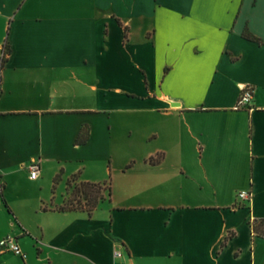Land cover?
<instances>
[{
    "label": "crops",
    "instance_id": "0c3cea01",
    "mask_svg": "<svg viewBox=\"0 0 264 264\" xmlns=\"http://www.w3.org/2000/svg\"><path fill=\"white\" fill-rule=\"evenodd\" d=\"M6 41L0 264H264V0H0Z\"/></svg>",
    "mask_w": 264,
    "mask_h": 264
},
{
    "label": "trees",
    "instance_id": "16d2710c",
    "mask_svg": "<svg viewBox=\"0 0 264 264\" xmlns=\"http://www.w3.org/2000/svg\"><path fill=\"white\" fill-rule=\"evenodd\" d=\"M244 36L252 41L260 42V39L253 35L248 28L244 31ZM11 52L10 45L8 41L4 43L2 56L0 59V69L3 68L6 60L8 59V56ZM89 130L87 128H83L78 139V144L86 143L89 139ZM161 160V155H158L157 157H151L150 162L152 164H156ZM58 179H56L57 182ZM70 189H71V197L68 201V203L65 206L60 207V210L66 211V210H86L89 214H92V212L97 208L99 203L105 199V196L103 195V190L106 189L108 192H111L109 184L104 186L103 184L99 183H91V182H79L75 183L73 187V181L68 182ZM73 187V189H72ZM83 200H85V203H83ZM75 201L77 203H75ZM251 226L255 234L259 236L264 237V219L260 220H253L251 221ZM231 235H229L226 240L223 243V246L227 244V241Z\"/></svg>",
    "mask_w": 264,
    "mask_h": 264
},
{
    "label": "built area",
    "instance_id": "2783aa9c",
    "mask_svg": "<svg viewBox=\"0 0 264 264\" xmlns=\"http://www.w3.org/2000/svg\"><path fill=\"white\" fill-rule=\"evenodd\" d=\"M254 97V88L251 85H245L242 87V94L239 100L240 105L252 108V100ZM31 172V178L36 179L39 175L40 167L38 163H32L29 165ZM253 198V191L241 190L238 192V199L241 202H250ZM0 249L2 252H12L22 258L26 257V254L22 251L21 247L17 242V238L14 236H7L0 240ZM117 256L121 255V252H116Z\"/></svg>",
    "mask_w": 264,
    "mask_h": 264
},
{
    "label": "rangeland",
    "instance_id": "374dc122",
    "mask_svg": "<svg viewBox=\"0 0 264 264\" xmlns=\"http://www.w3.org/2000/svg\"><path fill=\"white\" fill-rule=\"evenodd\" d=\"M73 187H74V184H73ZM73 187H72V189H73ZM107 194H108V191H107L106 189H104V190H103V195H104L105 197H107ZM75 203H77V202L75 201ZM83 203H85V200H83Z\"/></svg>",
    "mask_w": 264,
    "mask_h": 264
}]
</instances>
